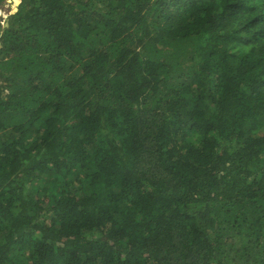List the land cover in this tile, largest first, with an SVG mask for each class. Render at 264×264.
Wrapping results in <instances>:
<instances>
[{
    "label": "trees",
    "instance_id": "trees-1",
    "mask_svg": "<svg viewBox=\"0 0 264 264\" xmlns=\"http://www.w3.org/2000/svg\"><path fill=\"white\" fill-rule=\"evenodd\" d=\"M14 2L0 264H264V0Z\"/></svg>",
    "mask_w": 264,
    "mask_h": 264
},
{
    "label": "rangeland",
    "instance_id": "rangeland-1",
    "mask_svg": "<svg viewBox=\"0 0 264 264\" xmlns=\"http://www.w3.org/2000/svg\"><path fill=\"white\" fill-rule=\"evenodd\" d=\"M17 12V6L14 2V0H7V4L4 5L3 9L0 10V15L3 17L5 22L4 24L7 25L8 17L11 14H14Z\"/></svg>",
    "mask_w": 264,
    "mask_h": 264
},
{
    "label": "water",
    "instance_id": "water-1",
    "mask_svg": "<svg viewBox=\"0 0 264 264\" xmlns=\"http://www.w3.org/2000/svg\"><path fill=\"white\" fill-rule=\"evenodd\" d=\"M6 26H8V24Z\"/></svg>",
    "mask_w": 264,
    "mask_h": 264
}]
</instances>
